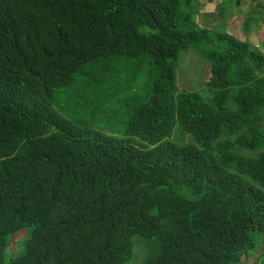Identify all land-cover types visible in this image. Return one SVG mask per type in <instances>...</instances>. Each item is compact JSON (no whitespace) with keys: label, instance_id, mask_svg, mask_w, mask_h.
Here are the masks:
<instances>
[{"label":"trees","instance_id":"obj_1","mask_svg":"<svg viewBox=\"0 0 264 264\" xmlns=\"http://www.w3.org/2000/svg\"><path fill=\"white\" fill-rule=\"evenodd\" d=\"M194 1L0 0V264H128L139 247L142 264H240L264 246V53L198 24ZM187 49L208 61L197 89L178 82ZM145 66L120 127L71 106Z\"/></svg>","mask_w":264,"mask_h":264},{"label":"rangeland","instance_id":"obj_2","mask_svg":"<svg viewBox=\"0 0 264 264\" xmlns=\"http://www.w3.org/2000/svg\"><path fill=\"white\" fill-rule=\"evenodd\" d=\"M194 6L196 5L194 4ZM226 10H229L230 12L232 11L229 4L225 6L224 12ZM195 21L197 23L199 22V20L196 19V16H195ZM144 30H147V27H145ZM196 51H197L196 49H187L185 51L180 52L178 82L182 85V87L187 88L189 90L200 88L201 83L204 81V79L207 76L206 67L208 61L196 57L194 55ZM147 68L148 66H145L141 70L138 80L134 84L123 82L117 77H114L111 81H107V82L100 81L98 89L90 92L91 97L100 95L99 99H101L99 109L95 112V116L93 118L90 117L91 106L92 104H95L99 99L94 101L89 99L86 102L84 100H81L79 102H73L71 106H73V108H76L80 113L79 115H81V117H84L88 123L94 125L97 128L108 130L111 127L113 128L120 127L126 119L125 118L126 112L128 113L130 110H132L135 107V105H137V103L139 102L138 99H133V98H142L146 92V89L144 87V81H145V71ZM119 81H120L119 86L122 95H120L116 99L114 98L112 101H109L108 99L107 103H105L102 99L105 96L111 94L112 90L118 85ZM131 99L133 100L124 103L125 100H131ZM263 128H264V124H263ZM26 234H27L26 230H21L12 236L11 242L9 243L8 248L6 250V258L10 256L9 254H13L20 249L21 247L20 242ZM261 237L262 234L257 235V240H258L257 245L249 251L250 259L258 258V257L264 259V253H263L264 246L260 241ZM137 238L138 236H134L135 241ZM138 244L141 243L138 241L134 246V250L136 249ZM144 254H145V249L139 247L135 251V254L131 262L128 264H140V263L142 264V259H143L142 257L145 256Z\"/></svg>","mask_w":264,"mask_h":264},{"label":"crops","instance_id":"obj_3","mask_svg":"<svg viewBox=\"0 0 264 264\" xmlns=\"http://www.w3.org/2000/svg\"><path fill=\"white\" fill-rule=\"evenodd\" d=\"M225 2L230 5L231 12H224ZM194 4L198 24L226 31L264 53V0H195ZM255 260L257 258L248 256L240 264H253ZM260 262L264 264V259L260 258Z\"/></svg>","mask_w":264,"mask_h":264},{"label":"clouds","instance_id":"obj_4","mask_svg":"<svg viewBox=\"0 0 264 264\" xmlns=\"http://www.w3.org/2000/svg\"><path fill=\"white\" fill-rule=\"evenodd\" d=\"M264 253V252H263Z\"/></svg>","mask_w":264,"mask_h":264}]
</instances>
